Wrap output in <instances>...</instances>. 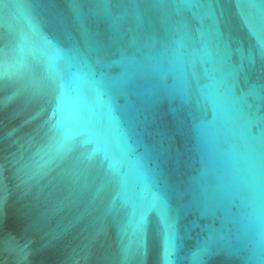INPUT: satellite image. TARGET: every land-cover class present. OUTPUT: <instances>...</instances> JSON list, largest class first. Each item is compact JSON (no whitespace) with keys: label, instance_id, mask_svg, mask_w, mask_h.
I'll list each match as a JSON object with an SVG mask.
<instances>
[{"label":"water","instance_id":"1","mask_svg":"<svg viewBox=\"0 0 264 264\" xmlns=\"http://www.w3.org/2000/svg\"><path fill=\"white\" fill-rule=\"evenodd\" d=\"M0 264H264V0H0Z\"/></svg>","mask_w":264,"mask_h":264}]
</instances>
